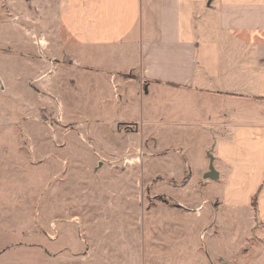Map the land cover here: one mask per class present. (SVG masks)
I'll list each match as a JSON object with an SVG mask.
<instances>
[{"label": "rangeland", "instance_id": "1", "mask_svg": "<svg viewBox=\"0 0 264 264\" xmlns=\"http://www.w3.org/2000/svg\"><path fill=\"white\" fill-rule=\"evenodd\" d=\"M93 50L65 32L57 0H0V214L26 235L40 219V264H264L240 215L231 236L220 201L170 173L188 167L181 96L144 97L134 59Z\"/></svg>", "mask_w": 264, "mask_h": 264}, {"label": "crops", "instance_id": "2", "mask_svg": "<svg viewBox=\"0 0 264 264\" xmlns=\"http://www.w3.org/2000/svg\"><path fill=\"white\" fill-rule=\"evenodd\" d=\"M57 11L80 47L134 59L144 97L154 88L181 96L178 123L192 127L180 132L190 145L180 157L188 167L170 173L189 171L196 192L206 188L220 201L231 236L240 215L264 255V0H57ZM143 111L147 123L160 117ZM118 122L130 121L119 115ZM23 221L0 214V264H25L17 260L22 251L33 256L27 264H40V219L28 235Z\"/></svg>", "mask_w": 264, "mask_h": 264}]
</instances>
